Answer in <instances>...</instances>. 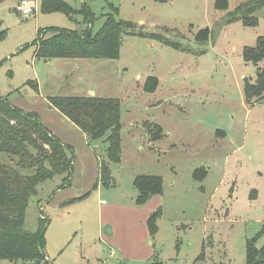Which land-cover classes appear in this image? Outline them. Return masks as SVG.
Returning a JSON list of instances; mask_svg holds the SVG:
<instances>
[{"label":"rangeland","instance_id":"374dc122","mask_svg":"<svg viewBox=\"0 0 264 264\" xmlns=\"http://www.w3.org/2000/svg\"><path fill=\"white\" fill-rule=\"evenodd\" d=\"M36 1L23 18L17 0H0V95L37 112L75 157L70 184L56 189L59 174L37 185L24 229L44 224L52 264H246L247 244L264 245V91L246 99L243 89L264 58L246 61L243 50L264 36V1L63 0L90 10L92 33L110 15L131 25L117 59L36 56L39 29L84 28L81 14L76 23ZM148 77L157 79L151 91ZM52 96L116 98L119 161L106 157L109 132L89 143ZM138 175L162 180L141 204Z\"/></svg>","mask_w":264,"mask_h":264},{"label":"trees","instance_id":"16d2710c","mask_svg":"<svg viewBox=\"0 0 264 264\" xmlns=\"http://www.w3.org/2000/svg\"><path fill=\"white\" fill-rule=\"evenodd\" d=\"M263 1L257 0V5ZM226 6V0H216L215 7ZM40 11H61L76 23L75 14L79 13L84 22V28L77 30L45 29L50 31L48 36L39 29L34 54L44 59H117L122 35L132 31L130 24L110 15L102 29L92 33L94 17L90 10L87 7L73 9L63 0H40ZM243 56L246 61L254 63L263 59L264 36L257 40L255 46L244 48ZM156 85L157 79L148 77L144 89L151 91ZM243 90L246 99L259 96L264 91V70L258 73L254 83L245 81ZM49 102L82 130L89 143L109 132L106 157L108 161H119L121 124L116 98L52 96ZM0 155H6L15 162V166L11 167L0 161V260L20 261V264H52L44 252V224L33 232L24 229V213L30 197L36 194V187L41 182L61 174L62 182L56 189L70 184L75 157L73 147L45 126L37 112L25 111L13 105L7 96L0 95ZM102 166L108 175L107 166ZM133 185L137 190L135 203L141 204L150 195L161 191L162 180L159 176L138 175ZM151 219L147 224L154 231ZM245 261L246 264H264V245L257 249L248 243ZM150 264L162 263L153 261Z\"/></svg>","mask_w":264,"mask_h":264},{"label":"built area","instance_id":"2783aa9c","mask_svg":"<svg viewBox=\"0 0 264 264\" xmlns=\"http://www.w3.org/2000/svg\"><path fill=\"white\" fill-rule=\"evenodd\" d=\"M14 9L23 18H28L37 12L38 4L36 0H17Z\"/></svg>","mask_w":264,"mask_h":264},{"label":"crops","instance_id":"0c3cea01","mask_svg":"<svg viewBox=\"0 0 264 264\" xmlns=\"http://www.w3.org/2000/svg\"><path fill=\"white\" fill-rule=\"evenodd\" d=\"M64 121H66L67 123H68V122L70 123L69 125L72 126V127L69 126L70 129H72V128L74 127L73 129H76V131H80L79 128L76 127L73 123H71L66 117L64 118ZM80 132H81V131H80ZM64 133H65V132H64ZM82 136L85 138V134H84L83 132H82ZM68 138H69V134H68ZM85 139H86V138H85ZM102 202H103V201H102Z\"/></svg>","mask_w":264,"mask_h":264}]
</instances>
